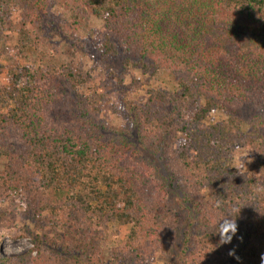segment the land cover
I'll use <instances>...</instances> for the list:
<instances>
[{"label":"trees","instance_id":"1","mask_svg":"<svg viewBox=\"0 0 264 264\" xmlns=\"http://www.w3.org/2000/svg\"><path fill=\"white\" fill-rule=\"evenodd\" d=\"M91 19L119 106L53 61ZM5 32L0 220L29 223L32 247L0 264H264V0H0ZM132 70L173 88L128 102ZM108 228L126 233L104 260Z\"/></svg>","mask_w":264,"mask_h":264},{"label":"rangeland","instance_id":"2","mask_svg":"<svg viewBox=\"0 0 264 264\" xmlns=\"http://www.w3.org/2000/svg\"><path fill=\"white\" fill-rule=\"evenodd\" d=\"M14 34V33H13ZM10 35V36H13ZM8 33H1L0 37H2V41L0 44L5 43L6 36ZM15 35V34H14ZM79 37L82 38L83 48L78 49L75 52H71L70 47L67 43L63 41L54 40L50 43V48L54 51H57V55L55 56L57 61L54 59V63L58 64L61 62H67L70 59L78 60L82 67L86 69H92L94 82L96 84L103 85L107 91V98L110 102L113 103L114 106H119L120 99L122 95H119L114 91V84L112 82V72H116L115 68H107L104 62L101 60L98 55V50L102 42L103 31L100 22L91 19L86 22L84 26L80 27ZM9 38V36L7 37ZM49 49V48H48ZM97 55V56H96ZM31 61L28 63L30 65L36 66L34 62V58L30 57ZM34 62V63H33ZM132 73L135 74V79L137 80V84L134 88H141L138 92L139 94H126L124 97H127L126 100L128 102H135L142 96L146 95V91L152 90L153 88H173L172 78L168 75L158 74L154 78L149 77L148 75L141 76V73L137 70H132ZM3 80V76H1ZM122 79L123 85H130V77L128 75L120 77ZM107 85V87H106ZM103 89V88H101ZM125 90V89H124ZM126 91V90H125ZM107 115L110 117L111 124L122 125L123 121L118 118L116 115H112L110 111H108ZM225 116L220 112H213L210 116L209 122L214 123L223 119ZM251 165L250 159L246 158L243 153H237L235 167L238 170H246ZM7 204L0 203V208L6 207ZM29 226L32 230L29 223L23 220L21 217L7 215L6 220H0V253L7 256H17L24 254L28 249L32 247L29 236L26 235V231L24 230L25 226ZM124 229L116 230L114 228H108L105 230V237L103 239L101 248H102V256L104 260H108L110 257V253L113 248H116L120 245V242L123 240L125 236ZM157 262V261H156Z\"/></svg>","mask_w":264,"mask_h":264}]
</instances>
